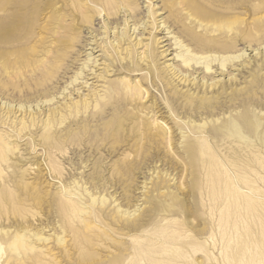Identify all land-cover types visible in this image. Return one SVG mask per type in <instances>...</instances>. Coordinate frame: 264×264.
Masks as SVG:
<instances>
[{"label": "rangeland", "instance_id": "374dc122", "mask_svg": "<svg viewBox=\"0 0 264 264\" xmlns=\"http://www.w3.org/2000/svg\"><path fill=\"white\" fill-rule=\"evenodd\" d=\"M178 1L173 8V0H117L123 9H112L108 24L103 0L85 15L77 0H0V38L7 43L0 48V100L15 108L46 92L57 96L60 111L46 126L43 104L33 126L29 110L17 112V105L7 117L0 108V144L18 145L0 159V264L10 252L7 234L35 247L39 259L20 264H136L123 258L131 236L149 244L155 258L170 257L156 251L155 241L182 247L171 255L178 264H264V51L257 57L256 46L249 50L264 39V0ZM163 17L174 37L199 53L224 50L198 43L207 36L200 23L221 41L234 34L231 51L245 50L244 66L193 71L186 81L173 76L165 69L174 47L164 52L168 45L158 43L168 32ZM137 38L142 43L135 46ZM145 51L152 68L140 59ZM89 54L97 63L82 71L75 91L70 83ZM111 82L121 83L118 93ZM126 86H137L138 94ZM24 116L27 129L19 134ZM49 132L61 135L59 144L38 146ZM18 151L28 165L16 161Z\"/></svg>", "mask_w": 264, "mask_h": 264}, {"label": "bare ground", "instance_id": "6f19581e", "mask_svg": "<svg viewBox=\"0 0 264 264\" xmlns=\"http://www.w3.org/2000/svg\"><path fill=\"white\" fill-rule=\"evenodd\" d=\"M115 1H117V0H115ZM115 1H113V0H103V3L104 4H106L105 5V7L106 8H103V10H104V16L106 17V20H107V23L108 24H110V23H112V19H111V16L113 15L110 11L112 10V9H114L115 10V12H114V14H118L119 13V11H122L121 9H123V7H118V5H117V3L115 2ZM157 1V0H156ZM114 3H116V4H114ZM152 3V2H151ZM97 4H99V0H77V3H76V9L78 10V12L81 14V15H85L86 14V12H88L89 14L91 13V9H96L97 7L95 6V5H97ZM179 4H181V2L180 1H178V0H173V2H172V5H173V8H175V7H177ZM107 6H108V8H107ZM154 6V5H153ZM129 7V6H128ZM144 8V7H143ZM152 8V7H151ZM176 10H178V9H176ZM126 11H129V15L131 16V18L133 19V21H134V24L133 25H138V23L137 22H135V17L132 15V12H131V7H129V8H127V10ZM101 12L102 11H100V13H99V15L101 14ZM151 13V12H150ZM153 14V13H152ZM154 14H155V12H154ZM161 14H163V13H160L159 15H161ZM195 14V13H194ZM193 14V15H194ZM198 15V14H197ZM84 17V16H83ZM117 17V16H116ZM88 18V16H85V19H87ZM162 19H164L162 22H163V25H162V30H167L168 32L166 33V35H164V37H162V38H165V39H162V41H160V39H158V43H160V44H162L161 45V47H165V46H167L168 45V48H166V49H164V52L166 51H169V49H171V47L173 46L174 48L173 49H171V51L172 50H174V52H175V55H174V57H172V58H169L168 60H170V61H172V64L170 63V64H168V65H166L167 66V68L165 69V70H171V71H173V76H175V77H177L178 76V78H180V77H182L181 78V80L182 79H184L185 78V81L188 79L187 78V75H189V76H193V71L195 72V71H197V70H205V73L206 74H213L214 72H216L217 71V69H220L221 70V72H220V74H224L225 72H227L228 70H230V69H232V68H234V66H236V65H242V66H244V61H245V59H246V57L247 56H245L246 54H245V50H241V54H235V53H237V51H235V52H233V51H231L232 50V48H235V46L237 45V38H236V36H233V35H230L228 38H227V40H224V41H221L220 39H223V37H221V38H215V37H209L208 36V34H215V29H213V28H211V27H209L207 24H202V23H200L199 24V27L201 28V30H203L206 34H207V36H205L204 38H201L200 40H199V44L201 45V46H205V47H219V48H222V49H224L222 52H223V54L221 55L220 53L219 54H214V53H212V51H209L210 53L208 54H206L205 52H203V53H199V52H196V51H194L193 49H191L190 47H188V45L187 44H184V42L183 41H181V40H179L177 37H174V34H172L173 33V31H170V25L168 24V21H167V17H163ZM132 21V22H133ZM131 22V23H132ZM196 22V21H195ZM194 22V23H195ZM199 22V21H198ZM244 23H245V21H244ZM135 26V27H136ZM168 27V28H167ZM213 27V26H212ZM116 28V27H115ZM109 29H110V27H109ZM112 29V28H111ZM115 30V29H114ZM121 30V29H120ZM131 30H133V29H131ZM136 30V28H134V31ZM118 33V32H117ZM116 33V34H117ZM126 34L127 33H121V37H120V39H119V44L121 43V42H123V41H125L126 39H127V37H126ZM229 34V33H228ZM247 34V33H246ZM113 35V34H112ZM133 35V34H132ZM137 35V34H136ZM219 36V35H218ZM97 37V36H96ZM264 37V36H263ZM141 38V37H140ZM224 38H225V36H224ZM138 39V38H137ZM174 39V40H173ZM117 40V39H116ZM174 41L173 43H171L170 41ZM114 41V40H113ZM157 41V40H156ZM166 41H168L167 43H164V42H166ZM93 42V41H92ZM142 43V40L141 39H138L137 40V42L135 43V46H137V45H140ZM2 44H4V45H6V46H3ZM87 44H89V43H87ZM119 44L117 45V46H119ZM254 44V43H253ZM252 43H250L249 44V47H250V51H254V49L256 50V49H258L260 52H258V53H255V54H257L256 56L258 57L259 56V54H261V52H263L264 51V39H261V40H259L258 41V43L256 44V45H253ZM253 46H256V48H254V49H251V47H253ZM7 47V43H5V42H3V41H1V38H0V48H6ZM144 47V46H143ZM95 49V48H94ZM126 50H127V52H128V55L130 54V52L132 51L131 49H129V48H125ZM130 50V51H129ZM230 51L232 52V54H230ZM110 53V52H109ZM140 53V52H139ZM155 53V52H154ZM144 54L146 55H144V57H140V59H143V61H146L148 64H147V67H149V68H152V66H153V56H151L150 54H149V52L148 51H145L144 52ZM169 54H171V53H169ZM91 56H93V54H89L88 55V57H87V59H88V62H87V64L86 65H84L85 67H83L82 69H81V72L74 78V80L70 83V84H72L73 85V89L75 90V91H78L80 88H79V84H81L80 82H78V80L79 79H84V78H82L83 77V73H82V71H84L86 68H89L88 70H91V71H93L94 69V65H96V63H97V60L95 59V57L94 58H91ZM138 56V55H137ZM245 57V58H244ZM96 58H97V56H96ZM263 58V60H262V62H264V54H262V57H261V59ZM5 61V60H4ZM155 61V60H154ZM257 61V60H256ZM138 64L140 63V61H138L137 62ZM256 63V62H255ZM110 65V64H109ZM55 65L54 64H51V65H47V67H54ZM135 65H130V64H125V65H123V67L124 68H126V69H128V70H131V71H135V70H137L135 67H134ZM257 66H259V65H257ZM142 67H143V65H142ZM109 68V66H107V69ZM133 68V69H132ZM214 68H216V70H214ZM232 70H236L235 68L234 69H232ZM87 72V71H86ZM163 74V73H162ZM166 74V73H165ZM197 75V74H196ZM228 75V74H227ZM226 75V76H227ZM234 75V74H233ZM80 76V77H79ZM108 77V76H107ZM223 77V76H222ZM230 77V76H229ZM155 79V78H154ZM134 80V79H133ZM193 80H195V78L193 79ZM210 80V79H209ZM122 83L123 84H125L124 83V81H122ZM84 84H88L87 83V81H84L83 82V85ZM111 84V86H112V90L113 91H115V92H119V90H120V84L121 83H118V82H111L110 83ZM172 84V83H171ZM205 84V83H204ZM217 84V83H216ZM82 86V85H81ZM205 86V85H204ZM209 86H211V85H209ZM76 87H77V89H76ZM87 87V86H86ZM208 87V86H207ZM126 88V91L129 93V92H133V90H135V92H134V95H137L138 93H137V86H135V89H133L132 87H130V86H126L125 87ZM68 89V87L67 88H65L64 89V91L65 90H67ZM183 89V88H182ZM179 90V89H178ZM173 91V90H172ZM183 91V90H182ZM69 94H71V92H68L67 94H66V96L67 95H69ZM51 96V97H50ZM41 97H43V99H44V101L43 102H41L42 101V98ZM41 98V99H40ZM55 98H57V96L56 95H53V94H47L46 92L42 95H40V96H37L36 97V99H27L25 102H23V101H19V105H18V109H17V112H19V111H21V113H23V112H26V111H30V113L32 114V119H31V123H32V125L33 126H35L36 125V119H35V114H37V113H39V115L41 114V112L42 111H44L43 110V108L44 107H42L43 106V104H45V106H48L49 107V109H48V112H49V114H48V118H47V120H46V126H48V125H50L51 124V122H53V119L54 118H56L59 114H60V111L58 110V108L57 107H54L53 105L54 104H56V102H55ZM232 98V97H231ZM5 99V98H4ZM2 100H3V97L1 98V100H0V108L1 109H3V110H5V109H7V111H5L6 112V114L5 115H7V117L8 116H10L11 115V113H13V111H14V109H16V106H15V108H13V105H10V103L9 104H7V101L6 102H3L2 103ZM32 101H37V104H36V112L34 111L33 112V110L31 109V107H32V105H28V103H31ZM83 102H84V105H83V107L85 108V109H87V108H89V102H88V99L87 98H84V100H83ZM33 103V102H32ZM40 103H42V104H40ZM61 103V102H60ZM99 105V103H97V106ZM53 106V107H52ZM192 107H194L193 105H192ZM33 108V107H32ZM75 108H76V110H77V112L79 113L80 112V108H79V106H78V102H76L75 103ZM2 111V110H1ZM166 113V112H165ZM18 114V113H17ZM30 114V115H31ZM80 117V116H79ZM171 117V116H170ZM24 118H25V116L24 117H22L21 118V123H22V129H20V133L19 134H21V132H22V130L24 129H27V125H26V122L24 121ZM53 118V119H52ZM64 118H65V115H61V117H60V122H62L63 120H64ZM38 119V118H37ZM19 120V119H18ZM40 122V121H39ZM198 124V123H197ZM202 124V123H201ZM206 123H204L203 122V125H205ZM30 126V125H29ZM28 126V127H29ZM233 126H236V124L235 125H233ZM201 127H202V125H201ZM30 128V127H29ZM31 134V133H30ZM40 136V135H39ZM60 136L61 135H54L53 133H48V134H46L45 136H40V138H36L37 139V145L39 146H41V147H43L44 145H48V146H56V145H58L59 144V141H60ZM1 138H2V136H0ZM178 140V139H177ZM202 140V139H201ZM14 141V140H13ZM24 141V140H23ZM28 141V140H27ZM10 143H8V142H5V141H3V144L1 143L0 144V159H1V161H6V158L9 156V153H15V151H16V149H18V145H15L14 147H10V145H9ZM35 144H36V142H35ZM35 148V147H34ZM20 150V149H19ZM25 153V152H24ZM20 153H19V151H18V153H17V157L15 158L16 159V161H18V162H22L23 163V165H28V163L29 162H26V160H27V157L25 156V154H20L21 156H18ZM33 158V157H32ZM264 160V159H263ZM261 162V161H260ZM258 163V162H257ZM39 164V163H38ZM264 165V164H263ZM263 165H261V166H263ZM32 166V165H31ZM255 171V170H254ZM253 171V172H254ZM255 173V172H254ZM258 175V174H257ZM212 176V175H211ZM262 176V175H261ZM220 179V178H219ZM230 179V178H229ZM245 179V178H244ZM262 180V179H261ZM212 181V180H211ZM220 182V181H219ZM245 185V184H244ZM212 187H213V185H212ZM213 188H215V187H213ZM249 188V187H248ZM144 189V188H143ZM233 189H234V187H233ZM237 189V188H236ZM148 190V189H147ZM220 190V189H219ZM214 191V190H213ZM215 192V191H214ZM90 197H91V195H90ZM96 197V196H95ZM212 197V196H211ZM215 197V196H214ZM213 197V198H214ZM93 199H95L94 197H92ZM213 200V199H212ZM95 200H93V202H94ZM227 201V200H226ZM102 203V202H101ZM249 203V202H248ZM117 204V203H116ZM104 205V204H103ZM234 205V204H233ZM72 206V205H71ZM117 206V205H116ZM68 207V206H67ZM72 207H74V206H72ZM255 209V208H254ZM118 210H120V209H118ZM84 211V210H83ZM86 211V210H85ZM82 212V211H81ZM80 212V213H81ZM133 212V211H132ZM119 213H121V212H119ZM131 215H132V213H131ZM96 216V215H95ZM115 217V216H114ZM227 218V217H226ZM228 219V218H227ZM117 221V220H116ZM127 222V221H126ZM246 222V221H245ZM221 223H222V221H221ZM126 224V227H130V228H132V229H135L136 231L138 230L137 228H134L135 226H134V224H132V223H125ZM124 224V225H125ZM243 226V225H242ZM36 227V226H35ZM38 227V226H37ZM221 227V226H220ZM224 229H225V227H224ZM3 230V229H2ZM239 230V229H238ZM173 232H175V231H173ZM176 233V232H175ZM226 234V233H225ZM22 235V234H21ZM7 237V240H8V245H9V250H10V252H9V255L7 256V258H6V260H5V263L6 264H20V263H25L27 260H29V259H33V260H38L39 258H38V254H36L35 253V247H29L27 244H26V242H25V240L23 239L24 237H21V236H16V237H12V235H10V234H7L6 235ZM37 236V235H36ZM42 236V235H41ZM37 237H39V236H37ZM61 237V236H60ZM132 237V240L134 241V243H133V245H130L128 248H125L124 250H126V251H128V254L126 255V256H123V258L125 257V258H129V257H132V258H134L136 261H135V263L136 264H140V259L141 258H143V257H146L147 259H146V262H152L153 264H178L177 263V261L175 260V258L176 257H178V255H177V253L176 252H178L177 250H178V248L180 249V248H182V247H180V246H176L175 244H173L172 246L171 245H168L167 243L168 242H166V241H162V240H158V242L157 241H155L154 242V244H152V245H157L158 246V248H157V246H156V251L159 253V251H160V253L161 254H166V253H168V255L170 254V257L169 258H166L167 257V254H166V257L165 258H163V257H161V258H155V255H154V253H150V252H148L150 249V247H149V244L148 245H144L143 244V242L142 241H140L139 240V238H137L138 236H131ZM26 238V237H25ZM36 238V237H35ZM47 238V237H46ZM144 238V237H143ZM231 238V237H230ZM229 238V239H230ZM29 240H30V238H28ZM40 239V238H39ZM59 239V238H58ZM64 239V238H63ZM152 239V238H151ZM46 241H49L48 240V238H47V240ZM61 241V240H60ZM127 241V240H126ZM241 241V240H240ZM42 242V241H41ZM63 242V241H62ZM61 242V243H62ZM64 242H65V240H64ZM146 242V241H145ZM148 242H149V240H148ZM152 243V242H151ZM32 244H34V243H32ZM230 244V243H229ZM0 245H1V243H0ZM192 245V244H191ZM249 246V245H248ZM42 247V246H41ZM192 247L195 249V247H194V245H192ZM213 247H214V245H213ZM231 247V246H230ZM237 247V246H236ZM243 247V246H242ZM45 248V247H44ZM217 248V247H216ZM38 249V248H37ZM160 249V250H159ZM192 249V248H191ZM229 249H231V248H228V250ZM151 250H154V249H151ZM193 250V249H192ZM198 249H196V251H197ZM20 251H23V255L21 254V252ZM195 251V250H194ZM227 251V250H226ZM234 251H236V250H234ZM261 251H262V249H261ZM16 252H18L19 254L17 255V254H15ZM201 252V251H200ZM186 253V252H185ZM196 253V252H195ZM236 253H237V251H236ZM212 254H213V252H212ZM235 254V253H234ZM173 257H175V258H173ZM187 255H188V253H187ZM225 255V254H224ZM235 255H237V254H235ZM255 255V254H254ZM40 256V255H39ZM182 256V255H181ZM229 256V255H228ZM232 257V256H231ZM238 257V256H237ZM254 257V256H253ZM260 257V256H259ZM0 258H1V255H0ZM230 258V257H229ZM255 258H256V256H255ZM138 259V260H137ZM209 259L210 260H215V256H213L212 255V258H211V256H209ZM234 259V258H233ZM238 259H240L239 257H238ZM245 259V258H244ZM141 260H143V259H141ZM252 260V259H251ZM256 260V259H255ZM206 261V260H205ZM204 260H203V262H204V264L206 263ZM209 261V260H208ZM240 261V260H239ZM244 261V260H243ZM253 261V260H252ZM251 261V262H252ZM246 262V261H245ZM244 262V263H245ZM259 262V261H258ZM242 263V262H241ZM243 263V264H244ZM260 263V262H259ZM258 263V264H259ZM198 264H200V262H198ZM234 264H235V262H234ZM255 264V263H254Z\"/></svg>", "mask_w": 264, "mask_h": 264}]
</instances>
